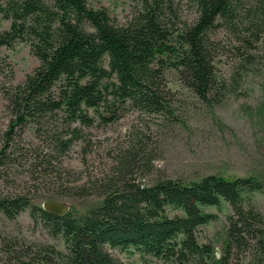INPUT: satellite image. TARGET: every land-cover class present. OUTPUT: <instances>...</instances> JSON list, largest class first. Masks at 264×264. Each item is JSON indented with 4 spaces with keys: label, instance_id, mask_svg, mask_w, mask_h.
<instances>
[{
    "label": "trees",
    "instance_id": "obj_1",
    "mask_svg": "<svg viewBox=\"0 0 264 264\" xmlns=\"http://www.w3.org/2000/svg\"><path fill=\"white\" fill-rule=\"evenodd\" d=\"M197 3L196 20L177 33L183 47L179 52L165 42L167 32L155 0L126 25L115 24L105 9H93L87 0H0V14L10 19L9 28L0 31V47L27 42L39 61L7 93L18 120L62 111L69 122L90 125L88 110L98 111L109 102L160 112L166 105L159 64L165 53L175 57L174 67L185 86L205 99L216 85L207 32L222 24L240 45L258 42L264 38V0ZM110 112L102 116L106 121L114 117ZM68 144L61 142L63 148ZM3 157L1 149L0 168ZM119 163L116 176L98 189L101 203L85 213L68 209L57 215L21 194L0 196V211L8 218L29 206L32 216L53 236L60 235L65 245L64 252L49 244L19 245L16 250L4 240L1 250L17 264H123L110 249L130 248L165 264H211L214 247L199 243L195 232L217 218L205 208L226 202L231 213L225 246L213 263L231 264L240 257L243 264H264V214L251 200L264 184L256 177L212 173L196 180L163 177L147 184L132 177V154Z\"/></svg>",
    "mask_w": 264,
    "mask_h": 264
},
{
    "label": "rangeland",
    "instance_id": "obj_2",
    "mask_svg": "<svg viewBox=\"0 0 264 264\" xmlns=\"http://www.w3.org/2000/svg\"><path fill=\"white\" fill-rule=\"evenodd\" d=\"M155 2L167 32L165 42L180 52L177 33L196 20L197 0ZM148 3L153 0H87L89 7L105 9L117 25H126ZM9 25L10 19L0 14V31ZM207 37L213 46L216 85L205 99L185 86L174 67L175 57L165 53L159 63L166 103L162 111L109 102L98 111L88 110L90 125L71 123L62 111L18 120L7 93L39 61L27 42L0 47V196L21 194L39 207L57 201L85 213L101 203L98 189L116 176L119 162L129 154L134 156L131 175L142 183L163 177L189 181L217 173L225 178L252 176L264 184V38L245 47L222 24L211 28ZM103 63L108 68L106 56ZM110 110L114 117L106 121ZM61 142L69 144L63 148ZM81 188L86 193H79ZM251 200L264 214V190L254 192ZM205 210L217 218L199 226L195 235L199 243L212 244L211 264H216L225 246L231 207L222 202ZM4 240L16 250L19 245L49 244L65 251L61 236H53L29 206L13 219L0 211V264H17L1 250ZM110 252L123 264H165L133 248ZM239 258L231 264H243Z\"/></svg>",
    "mask_w": 264,
    "mask_h": 264
},
{
    "label": "water",
    "instance_id": "obj_3",
    "mask_svg": "<svg viewBox=\"0 0 264 264\" xmlns=\"http://www.w3.org/2000/svg\"><path fill=\"white\" fill-rule=\"evenodd\" d=\"M41 208L45 211L57 214V215H63L68 211V206L65 205L62 202L57 201H45L43 202Z\"/></svg>",
    "mask_w": 264,
    "mask_h": 264
}]
</instances>
